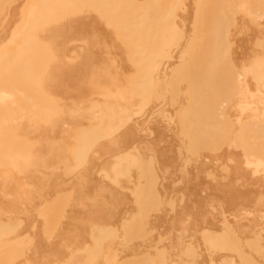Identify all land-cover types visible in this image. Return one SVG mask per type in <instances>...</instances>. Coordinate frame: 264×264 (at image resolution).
Wrapping results in <instances>:
<instances>
[{
	"label": "bare ground",
	"instance_id": "1",
	"mask_svg": "<svg viewBox=\"0 0 264 264\" xmlns=\"http://www.w3.org/2000/svg\"><path fill=\"white\" fill-rule=\"evenodd\" d=\"M19 1L0 0V264H264V0ZM234 30L253 36L233 53ZM233 93L255 113L225 115ZM198 168L240 216L177 182Z\"/></svg>",
	"mask_w": 264,
	"mask_h": 264
},
{
	"label": "rangeland",
	"instance_id": "2",
	"mask_svg": "<svg viewBox=\"0 0 264 264\" xmlns=\"http://www.w3.org/2000/svg\"><path fill=\"white\" fill-rule=\"evenodd\" d=\"M15 1H16V0H15ZM18 1H19V0H18ZM24 1H25V0H20V1H19L20 3H19V2H15V3H18V5H17V4H16V5L19 6V8H20V5L22 4V5H21V8H22ZM31 1H32V0H30V2H28V1H26V2H27V3H32ZM188 1H189V0H188ZM8 2H9V1H8ZM8 2H7V3H8ZM13 2H14V1H13ZM13 2H12V3H13ZM15 3H14V5H15ZM27 3H25V4H27ZM16 5H15L14 7H17ZM12 7H13V5H12ZM14 7L11 8V4H10V7H9V8H11V10H10L9 12H10L11 14L8 12V13H9V18H10V16H11L10 19L13 20L12 22H11V20H10V23H12V24H8L7 26H6V25H3V26H6V27L4 28L3 37H5L7 41H12V40L15 38V27L13 26V22H15V21L17 20L16 15L19 14V12H20L19 10H20V9L18 10V7H17L15 10L12 11V9H14ZM25 7H26V6H25ZM27 7H28V5H27ZM7 8H8V6H7ZM9 8H8V9H9ZM22 9H23V8H22ZM22 9H21V10H22ZM24 9H25V8H24ZM24 9H23V13H24V11H25ZM6 10H7V9H6ZM13 12H14V13H13ZM16 12H17V13H16ZM12 13H13V14H16V15L13 16ZM23 13H22V14H23ZM22 14H21V16H22ZM180 15H182V14H180ZM5 16H6V15H5ZM176 16H177V15H176ZM176 16H175V19L178 18V17H176ZM178 16H179V15H178ZM189 16H190V15H189ZM189 16H183V15H182L181 18H182V19H183V18H189V19H191V16H190V17H189ZM12 17H13V18H12ZM5 18H6L7 20H9L7 17H5ZM15 19H16V20H15ZM175 19H173V22L175 21ZM1 20H2V19H1ZM4 20H5V19H4ZM4 20H3V21H4ZM7 20H6V21H7ZM180 20H181V19H180ZM261 20H262V21H261ZM261 20H259L258 22L264 24V22H263L264 20H263V19H261ZM6 21H5V22H6ZM177 21L179 22V20L176 19V23H178ZM260 21H261V22H260ZM0 22H1V21H0ZM7 22H8V21H7ZM7 22H6V23H7ZM190 23H191V22H188V25H187L186 30H185V31L188 32V33L192 31L191 29H190V31H189V28H190V26L192 25V24H190ZM189 24H190V25H189ZM0 26H1V25H0ZM191 28H192V27H191ZM232 32H233V33H231L229 36L233 35L234 33L236 34V36H234L235 34L233 35V36L235 37V38L233 37V39H234L235 41H232V42L234 43V45L232 44V42L230 43V44L233 45V48L231 47L230 50H231L232 52H233V51H234V52H237V51H238L239 49H241V47H242V45H241L240 47H239L238 45H240V43L243 44V41H245L246 38H247V37H245V36H248L249 34H248V35H247V34H244V36H243V34L240 33L241 31H239V30H234V31H232ZM241 36H243V37H241ZM249 36H250V37H248L247 40H249V39L252 40V36H253V35L250 34ZM238 37H240L241 39L238 38ZM243 38H244V39H243ZM229 39H230V38H229ZM231 39H232V37H231ZM231 39H230V40H231ZM242 39H243V40H242ZM218 40H219V42H220V41H223V40H221V39H218ZM241 40H242V41H241ZM251 40L248 41L249 44L251 43ZM248 43H247V45H249ZM244 44H246V43L244 42ZM247 45H246V46H247ZM237 46H238V47H237ZM244 46H245V45H244ZM234 52H233V53H234ZM172 59H174V58H172ZM174 61H175V60H174ZM245 64H248V63H245ZM177 65H178V64H177ZM245 67H246V65H245ZM247 67H250V66L247 65ZM251 67H252V66H251ZM251 67H250V68H251ZM244 76H245V74H244V73H241L240 78H244ZM164 94H165V93H164ZM166 94H167V93H166ZM233 94H234V93H233ZM162 96H163V95H162ZM164 96H165V95H164ZM166 97L168 98V95H166ZM184 98H185V97H183V101H184V102H185V100L188 101L187 98H185V100H184ZM258 98H259V96H258V97L255 96V97H254V100L256 101V100H258ZM209 101H210V102H215V100H214L213 98H210ZM182 103H183V102H182ZM186 103H187V102H185V104H186ZM222 103H223V105H221L222 108L228 109V111H229V112H227V110H226V113H225V111H224V114H225V115H226V114H229V116L231 115L230 117H232L233 115H235V116L237 115V116L243 118V117H245V116H248V115H251V114H254V113H255V111H254L253 109H251V108H244V107H242L241 105H239V104H238V103H239V97H237L235 94H234V96H233L232 99H226V100H225L224 102H222ZM232 103H235L234 105H236V107L234 108V105H233L232 107H233L234 109H233L232 111H230L229 108H231V104H232ZM185 104H184V105H185ZM209 104H210V103H209ZM240 104H241V102H240ZM211 105H212V104H211ZM212 107H214V106H212ZM210 108H211V107H210ZM218 108H219V107H218ZM214 109H215V108H214ZM231 109H232V108H231ZM222 110H223V109H222ZM211 111H212V109H211ZM211 111H210V112H211ZM216 111H217V109H216ZM216 111H215V112H216ZM219 111H221V110L218 109L217 112H219ZM217 112H216V113H217ZM220 113H221V112H220ZM218 114H219V113H218ZM218 114H217V115H218ZM174 116H175V115H174ZM229 116H227V117H229ZM235 116H234V117H235ZM172 117H173V116H172ZM227 117H225V118L228 119ZM234 117H233V118H234ZM174 118H175V117H174ZM175 119H177V117H176ZM175 119H174V120H175ZM235 119H236V118H235ZM235 119H234V120H235ZM162 120H163L162 122H164V119H162ZM177 120L180 121L179 118H178ZM229 120H230V119H229ZM237 120H238V119H237ZM226 121H227V120H226ZM176 122H177V121H176ZM231 122H232V121H231ZM234 122H235V121H234ZM236 122H237V121H236ZM238 122H239V121H238ZM178 124H179V123H178ZM177 126H178V125H177ZM180 126H181V125H180ZM227 134H228V133H226V134L224 133L223 135H225V136H222V138L224 137V139L226 140V136H227ZM229 138H230V137H229ZM224 139H223V140H224ZM229 140H230V139H229ZM227 142H228V144H229L230 142L232 143V141L229 142L228 140H227ZM227 142H225V143L227 144ZM221 143H222V145L224 144L223 142H221ZM164 144H165V145H164ZM164 144H163V146H169V144H166V143H164ZM231 145H233V144H231ZM226 146H227V145H226ZM226 146L224 147V149L226 148ZM228 148H229V147H228ZM230 148H233V149H234L233 151L235 152V153H234L233 151H231V154H232V153H233V154H237V152H238V153H241V152H239V151H241V150H240L241 148H240L239 146H238V148H237L235 145H233V146H231ZM230 148H229V151H230ZM213 149H214V148H213ZM213 149H212V148H210V149H209V148H206L207 154H206V152H205V154L207 155V156L205 155V158H206V157H209V158H206V159H209V160L211 159V161H213L214 164L211 163V164L213 165V168H211V167L208 165V164L210 163V161L208 160L209 163L206 164V163H207V162H206V159H204V161H202V162H206L205 165H207V166H205V169H207L208 166H209V168L214 169V166H215L214 171L212 170V173L215 172V174H216V176H213V177H216V178H214V179H218V181L216 180L215 183H218V182L220 181L219 183L224 184L225 182L227 183V181L230 180V179L233 180L235 177L232 176V172H231L232 170H230V168H231V167H235V166H233V164H232V165L229 167V170H228V171H230L231 173L227 171L228 174H224V173L226 172V170L223 168V169L225 170V172L221 173V172H222V171H221L222 168H221V166H219V164H221V163H223V162L221 161V163H219V164L217 163V162H218V161H217L218 159H219V160H223V159L226 160L227 156H225L224 154L227 155L228 151L223 149V152H222V151L220 150V153H219V154L217 153V155L219 156V158L217 159V158H215V157H217V156H215V154H214V153L217 152V151H215V150H213ZM235 149H236V150H235ZM211 150H213V151H215V152L212 154V151H211ZM216 150H219V149H216ZM221 152H222V155L225 156L224 158L221 157V155H220ZM229 153H230V152H229ZM242 153H243V152H242ZM202 154H203V153H202ZM201 156H204V155H201ZM220 157H221V158H220ZM203 158H204V157H203ZM216 159H217V160H216ZM238 159H240L239 156H238ZM186 160H187L186 162H188V163L190 162V160H188V159H186ZM191 160H192V158H191ZM195 160H196V159H195ZM198 160L201 161L202 159L199 158ZM198 160H197V161H198ZM225 160H224V161H225ZM200 161H199V162H200ZM231 162H232V163H236V162H234V161L232 160V158H231ZM195 163H196V162H195ZM197 163H198V162H197ZM191 164H192V162H191ZM193 164H194V161H193ZM198 164H200V163H198ZM198 164H197V165H198ZM195 165H196V164H195ZM200 165H203V164H200ZM221 165L223 166L224 163L221 164ZM197 167H199V166H197ZM200 167H201V166H200ZM200 167H199V168H200ZM203 167H204V165H203ZM218 167H220V169H221L220 171H221V172L219 171ZM194 168H196V166H195ZM199 168H198V171H197V172H199V171L201 170V169H199ZM231 169H232V168H231ZM202 170H203V168H202ZM202 170H201V172H202V173L204 172L205 174H203V175L206 176V174H207L206 171H205V170L202 171ZM207 170H209V169H207ZM224 170H223V171H224ZM207 172H209V171H207ZM178 174H181L180 171L178 172ZM199 174L201 175L200 172H199ZM229 174H230V175H229ZM174 175H175V174H174ZM200 175H199V177L197 176L198 178L196 177V179L194 180V179H193V176H194V175L186 176V175H183V174H182V175L178 176L177 182H178V183L183 182V181H184V183H185V182H194L195 184L192 183L191 185H193V186H196V185H197V186H196V187H191V186L188 187V190H189V191H194L193 189H195V191H199L200 194L202 195L201 190H204L203 197L206 198V199H208V201L213 200V201H211L213 207H214V206L216 207L217 203L219 202V204H221L222 207H224V208H223V209H224V212H229V211L232 210L234 213H236V216H237V215L240 216V213H241V212H239L238 209H236V208L233 207L234 199L230 196L231 194L229 195V194L226 193L225 191L223 192V191H221V190H216L217 188H216V189L214 188V186H215L214 184H215V183H213L212 185H208V186H207V185H206L207 182H206V180H205L206 177H205V178H202L203 176H202V175L200 176ZM208 176H209V175H208ZM232 177H234V178H232ZM174 178H175V177H174ZM178 180H179V181L182 180V181L179 182ZM222 180H223V182H221ZM232 180H230V181H232ZM228 182H229V181H228ZM184 183H182V184H184ZM229 183H230V182H229ZM238 184H239V183H238ZM234 185H235V184H234ZM234 185H233V186H234ZM236 186H238V185L236 184ZM200 188H201V189H200ZM237 188L240 189V187H237ZM242 188H243V187H242ZM248 189L253 190L254 193L257 194V191H259V185L251 184V185L248 186ZM195 191H194V192H195ZM204 201H205V200H204ZM206 201H207V200H206ZM214 201H215V202H214ZM209 203H210V202H209ZM214 203H216V204H214ZM219 204H218V206H219ZM206 206H208V204H206ZM218 206H217V207H218ZM219 207H220V206H219ZM219 207H218V209H217L218 212H220V210H221V209L219 210ZM209 208H210V207H209ZM208 210H209V209H208ZM226 210H227V211H226ZM221 211H222V210H221ZM232 211L229 212V213H232ZM237 219H238V220H236V221L239 222V220H241L242 218H241V219H240V218H237ZM214 221H215V220H214ZM239 223H240V222H239ZM252 254H253L254 258L258 260V257L256 256V254H255L254 252H253Z\"/></svg>",
	"mask_w": 264,
	"mask_h": 264
}]
</instances>
